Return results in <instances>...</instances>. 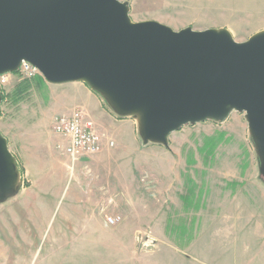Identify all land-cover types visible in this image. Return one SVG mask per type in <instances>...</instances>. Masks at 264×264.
<instances>
[{"label": "rangeland", "instance_id": "obj_1", "mask_svg": "<svg viewBox=\"0 0 264 264\" xmlns=\"http://www.w3.org/2000/svg\"><path fill=\"white\" fill-rule=\"evenodd\" d=\"M120 1L133 23L226 30L238 43L264 31V0ZM84 87L45 81L0 104L19 173L0 199V264H264V178L244 113L186 125L166 146L143 142L126 117L130 137L72 164L52 124L86 106Z\"/></svg>", "mask_w": 264, "mask_h": 264}, {"label": "water", "instance_id": "obj_2", "mask_svg": "<svg viewBox=\"0 0 264 264\" xmlns=\"http://www.w3.org/2000/svg\"><path fill=\"white\" fill-rule=\"evenodd\" d=\"M22 62L49 84L85 83L117 116H136L145 143L166 146L186 125L244 113L264 178V31L238 43L226 30L133 23L120 0H0V75ZM18 181L0 135V199Z\"/></svg>", "mask_w": 264, "mask_h": 264}, {"label": "built area", "instance_id": "obj_3", "mask_svg": "<svg viewBox=\"0 0 264 264\" xmlns=\"http://www.w3.org/2000/svg\"><path fill=\"white\" fill-rule=\"evenodd\" d=\"M12 74L0 75V93H5ZM16 75L20 79H32L39 75V71L27 62H22ZM53 132L60 136L64 145L59 149L68 157L71 163L78 162L83 157L99 154L103 150V135L99 134L87 112L82 107L74 108L70 113L57 115L52 124ZM114 143L109 142V147ZM118 219L108 218V225H115Z\"/></svg>", "mask_w": 264, "mask_h": 264}, {"label": "crops", "instance_id": "obj_4", "mask_svg": "<svg viewBox=\"0 0 264 264\" xmlns=\"http://www.w3.org/2000/svg\"><path fill=\"white\" fill-rule=\"evenodd\" d=\"M82 98L86 102V106H83V109L87 112L98 133L104 137L103 150H109L115 147L116 134L122 130L126 131L129 137L130 133L133 134L135 132L136 121L134 119H118L112 111H109L102 105L99 97L87 87H84V90H82ZM117 121H120V123H117ZM59 138L63 141L60 136ZM110 141L114 143L113 147H109ZM62 145H64V141Z\"/></svg>", "mask_w": 264, "mask_h": 264}, {"label": "trees", "instance_id": "obj_5", "mask_svg": "<svg viewBox=\"0 0 264 264\" xmlns=\"http://www.w3.org/2000/svg\"><path fill=\"white\" fill-rule=\"evenodd\" d=\"M44 84L45 81L40 76H36L32 79H21L10 93L2 94V103L9 101L14 105L18 104L28 96L31 89L35 88L40 90ZM117 118L124 119V117L120 116H117Z\"/></svg>", "mask_w": 264, "mask_h": 264}]
</instances>
